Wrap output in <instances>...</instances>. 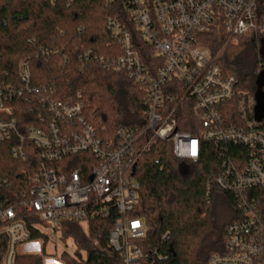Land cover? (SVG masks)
<instances>
[{"label": "built area", "instance_id": "built-area-1", "mask_svg": "<svg viewBox=\"0 0 264 264\" xmlns=\"http://www.w3.org/2000/svg\"><path fill=\"white\" fill-rule=\"evenodd\" d=\"M122 2L135 33L119 17L111 18L112 39L121 53L86 59L109 72L125 73L141 86L144 124L110 130L92 119L83 100H62L49 83L34 85L29 57L16 74L2 70L0 63V143L10 146L13 157L25 161L34 152L36 158L26 188L16 189L0 176V239H7L3 264H18L19 244L35 238L55 241L65 231L63 224L85 223L90 229L91 220L113 212L117 216L109 240L119 254L118 264H138V241L147 227L131 213L140 201L135 166L147 135L171 142L182 174L188 170L185 164L199 160L204 140L248 149L225 156L215 176L223 190L235 195L241 219L228 226L225 250L213 253L207 264H264V130L250 119L255 100L241 87V78L214 61L202 42L211 30H223L234 41H264V0ZM172 81L182 82L191 95L200 136L178 129L175 109L166 103ZM229 102L238 108L243 125L226 121ZM45 223L50 235L40 228ZM34 231L41 235L34 237Z\"/></svg>", "mask_w": 264, "mask_h": 264}, {"label": "trees", "instance_id": "trees-1", "mask_svg": "<svg viewBox=\"0 0 264 264\" xmlns=\"http://www.w3.org/2000/svg\"><path fill=\"white\" fill-rule=\"evenodd\" d=\"M113 17H119L135 33L122 0H0L1 69L16 74L20 63L29 57L34 85L49 83L55 87L56 97L83 100L92 119L108 129L126 123L144 124L141 86L131 83L125 73L109 72L86 59V55L121 53L112 39L109 20ZM221 32L211 30L202 35L203 45L212 51L214 61L241 78V87L255 100L256 80L262 71L257 68L264 57H256L250 71H244L238 60L245 46L257 48L264 41L250 37L235 44ZM137 41L146 55L144 43ZM169 88L166 103L169 109H175L178 129L200 136L194 101L184 84L172 81ZM232 104L225 105L226 121L243 125L238 108ZM250 119L255 120L254 114ZM259 124L264 130V122ZM145 138L136 160L140 201L131 213L143 219L147 227L145 237L138 241L142 253L138 264H207L213 253L225 250L228 226L241 219L235 195L223 190L215 176L223 168L225 156L236 157L248 153V149L204 140L199 160L190 162V170L182 174L170 141L152 135ZM27 158L13 157L10 146L0 143V176L13 182L16 189L29 186L34 174L35 153ZM116 216L113 212L91 220L88 235L79 225L67 227L65 232L78 244V257L63 256L64 264H118L119 254L109 240ZM40 235L34 231V237ZM6 242L5 237L0 239V264ZM81 249L87 251L86 259L79 253ZM17 258L18 264H44L43 257L36 253H19Z\"/></svg>", "mask_w": 264, "mask_h": 264}, {"label": "rangeland", "instance_id": "rangeland-1", "mask_svg": "<svg viewBox=\"0 0 264 264\" xmlns=\"http://www.w3.org/2000/svg\"><path fill=\"white\" fill-rule=\"evenodd\" d=\"M218 33L222 34L221 31H218ZM229 36V35H228ZM231 37V36H229ZM249 37H242L239 38V40L234 41V39L231 37L230 40L233 41L235 44L241 41L249 40ZM244 50L240 54L238 64L244 69V71H250L252 68L254 61L259 57H264V44L260 45L259 47H249L248 45L243 48ZM264 69V60H259L258 64V72L260 70ZM200 123V122H199ZM202 131V130H201ZM185 166L189 165L185 164ZM190 170V169H189ZM79 225L83 231L88 235L89 228L88 225L85 223H73V224H63L62 228L67 229V227H71L73 225ZM50 224L45 223L43 225H40V228L43 230L44 234L50 235L53 233L51 231V228H49ZM43 241V242H42ZM33 239L31 242L26 244H19L17 246V253H36L39 254L41 257H43L44 264H64L63 256H72V257H78L77 256V249L78 244L75 242V239L67 235L65 231H59L56 235V240L52 239ZM87 251L85 249H81L79 253L83 256L84 259L87 258ZM64 254V255H63Z\"/></svg>", "mask_w": 264, "mask_h": 264}, {"label": "water", "instance_id": "water-1", "mask_svg": "<svg viewBox=\"0 0 264 264\" xmlns=\"http://www.w3.org/2000/svg\"><path fill=\"white\" fill-rule=\"evenodd\" d=\"M256 84L258 86L254 103V119L257 122H264V69L258 74ZM136 167V166H135ZM134 167V168H135ZM136 170V168H135Z\"/></svg>", "mask_w": 264, "mask_h": 264}, {"label": "snow or ice", "instance_id": "snow-or-ice-1", "mask_svg": "<svg viewBox=\"0 0 264 264\" xmlns=\"http://www.w3.org/2000/svg\"><path fill=\"white\" fill-rule=\"evenodd\" d=\"M193 154H195V142L193 143Z\"/></svg>", "mask_w": 264, "mask_h": 264}]
</instances>
